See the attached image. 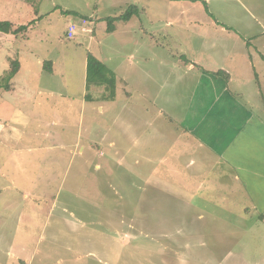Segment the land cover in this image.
I'll list each match as a JSON object with an SVG mask.
<instances>
[{
    "label": "rangeland",
    "instance_id": "obj_1",
    "mask_svg": "<svg viewBox=\"0 0 264 264\" xmlns=\"http://www.w3.org/2000/svg\"><path fill=\"white\" fill-rule=\"evenodd\" d=\"M164 1L159 11L163 21L153 24L160 28L158 38L165 49L188 50L191 46L188 35L179 30L177 38L172 26L167 25L177 9L168 6L169 0ZM225 1L219 2V8L214 1L211 9L219 13L227 11L228 2H234ZM103 2L0 0L1 20H10L15 27L22 25L19 23L37 22L29 42L19 40L13 47L11 40L15 37L7 35L4 50L0 51V77H3L12 69L13 61H18L13 53L28 43L23 55L28 68L22 76L32 73L30 85L19 88L17 101L26 111L33 112L29 125L20 127L26 137L14 146L0 145V264H264V227L248 208L232 207L233 203L234 206L240 203L239 199L247 202V195H235L237 198L229 195L226 201L227 195L212 200L204 198L205 195H192L196 199L173 195L176 185L171 176L159 182L155 175L147 185L145 179L140 180L137 163L129 165L138 159L144 176L147 157L152 156L149 166L162 157L171 160L174 152L169 149L172 146L168 142L169 128L162 135H153L158 123L146 119L150 126L141 128L140 124L133 134H126L124 115L112 117L108 112L98 115L88 111L81 116L84 99L80 96L87 89L84 63L88 62V53L106 58V53L113 50L119 63L125 51L139 46L134 42L121 44L110 34L104 38L106 19L124 14L133 2ZM137 4L141 8L142 4ZM181 4L180 9L185 11ZM65 10L77 11L80 16ZM193 10L198 23L209 15L204 0L196 1L191 6ZM98 16L103 18L100 24ZM129 27L141 28L140 16ZM28 31L17 36L27 37ZM89 35L95 39L89 41ZM139 35L138 31L136 36L141 41ZM99 40L105 44L114 40L112 48L100 45ZM195 43L192 49H200L201 41ZM186 53L181 54L190 57ZM3 57L9 60V66L3 63ZM39 58L45 61L44 69L50 66L51 59H57V73L35 70L34 62ZM107 64L115 66L108 61ZM165 73L162 72L163 77ZM164 82L165 100L179 98L175 108L180 110L189 96V87L180 89L172 87L173 80ZM94 87L87 90L86 98L91 97L88 100H93ZM51 90L53 94L49 95ZM32 93L30 102L21 98ZM63 93L77 96L76 101L70 103L62 98ZM103 93L102 90V97ZM120 95L123 99L124 93ZM93 123L96 130L88 131ZM104 132V136L117 142L116 149L130 155L127 160L116 155V161L126 162L121 167L117 162L110 166L109 159L114 155L110 150L112 155L107 152L98 158L102 166L96 169L90 154L87 160L92 164L85 175V161L79 148L88 144L96 150L100 146L92 139ZM165 164L157 174L167 172Z\"/></svg>",
    "mask_w": 264,
    "mask_h": 264
},
{
    "label": "crops",
    "instance_id": "obj_2",
    "mask_svg": "<svg viewBox=\"0 0 264 264\" xmlns=\"http://www.w3.org/2000/svg\"><path fill=\"white\" fill-rule=\"evenodd\" d=\"M129 1L137 6V3L142 4L141 8L138 6L140 12L128 21L123 20L124 24L117 21L118 24H115L112 32L107 26L104 38L110 34L121 44L134 42L139 46L125 51L119 63L115 58L118 55L113 50L106 53V58H99L106 64L107 61L115 64L107 65L116 74V97L113 100L103 99L100 92L105 91L104 87L95 86L93 100H88L86 98L88 89L83 90L80 96L84 99L81 116L88 111L98 115L108 112L112 117L124 115L128 125L125 129L126 134H133L140 124L141 128L150 126L146 119L151 123H158L153 135H162L166 128H169L168 142L172 144L169 149L174 152L173 158L170 160L162 157L155 165L149 166L148 161L153 162L152 156L147 157L144 176H141L143 167L137 162L138 159L134 163L131 161L129 165L137 163L136 170L140 172V180L145 179L148 185L150 178L155 175L158 176L159 182L171 176L173 185H176L173 186L175 191L173 195H205L204 198L211 200L225 198L224 195H227L225 201L229 200V195H234V198L235 195H247V202H242L238 198L240 203L235 206L233 203L232 207L238 208L240 205V210L248 208L250 214L257 216L260 225L264 227V0H232L234 4L228 2V10L223 13L211 9V6L215 1L216 8H219V2L227 1L204 0L209 15L199 23L195 10L191 11V6L196 5L198 0H169L168 6L172 5L177 11L167 25L172 26L177 38L181 30L188 35L191 42L190 48L183 51L165 49L158 38L160 28L153 27V24L163 21L159 11L166 1ZM98 2L104 3L103 0ZM181 3L185 11L180 9ZM98 6L100 7V4ZM137 16H140L141 28L133 30L129 24ZM97 18L100 24L103 18L99 16ZM24 23L19 24L27 25L28 22ZM34 23L27 28L26 33L29 30L27 37L0 31V40L12 35L15 37L11 40L12 46L19 40L29 42L30 34L37 22ZM120 23L122 25H119ZM138 31L141 41L136 36ZM92 38L95 39L90 36L89 41ZM3 40L0 41V51L4 50L6 44ZM196 40L201 41L198 50L192 49L196 45ZM112 41L114 40L105 44L106 42L99 40V44L112 48ZM27 45L28 43H25L13 53L18 58L20 67L10 81L9 90L0 86V145L4 147L14 146L22 137L23 139L26 137L20 127L29 125L33 116L30 115L33 113L31 109L26 111L17 101L20 96L19 88L30 85L29 78L32 74L28 72L22 76L24 69L28 68L23 58ZM183 52L190 57L181 54ZM44 62L40 58L34 62L35 70L41 73L43 71L57 73V59H51L50 66L46 69ZM3 63L6 67L9 66V60L4 57ZM84 66L86 69L87 61ZM165 71L163 77L162 72ZM169 80L174 81L171 82L172 87L180 89L189 87V96L180 110L175 108L179 98L175 100L173 97L166 100L164 98L163 81ZM9 92L16 96L13 97ZM121 92L124 93L123 99H120ZM52 94L51 90L49 95ZM250 95L254 98H250ZM32 96L33 93L23 94L21 98L30 102ZM61 96L70 103L76 101L77 97L70 93H63ZM120 100L122 103L118 104ZM93 105H98L97 109H91L90 106ZM138 120L141 123H136ZM95 130L94 123L88 127V131ZM104 135L105 132L92 139L95 140L93 143L97 142L100 146L96 150L92 145L88 146L87 142L79 148V155L85 161V175L92 162L96 169H100L102 165L98 158L104 157L110 150L114 153V155L110 153L112 155L109 159L110 166L117 162L121 167L126 162L119 159L116 161V155L126 160L130 155L116 149L117 142ZM148 148L146 146V150ZM90 154L93 158L91 163L87 160ZM164 164L167 172L157 174L158 169ZM192 197L196 199L195 196ZM225 206L229 208V203ZM240 213L242 214L241 211Z\"/></svg>",
    "mask_w": 264,
    "mask_h": 264
},
{
    "label": "trees",
    "instance_id": "obj_3",
    "mask_svg": "<svg viewBox=\"0 0 264 264\" xmlns=\"http://www.w3.org/2000/svg\"><path fill=\"white\" fill-rule=\"evenodd\" d=\"M65 13H73L80 16V13L73 10H65ZM140 9L137 5H132L129 9L122 15L116 17H108V30L112 32L115 29L114 22L119 20L128 21L134 15L138 14ZM35 21H31L27 25H20L14 28V24L10 20L0 19V31L5 33H15L18 34L21 31L27 30L29 25L33 24ZM20 67L19 61H13L12 69L3 77H0V86L8 89L10 87V81L18 72ZM5 82V83H3ZM92 86L104 87L105 91L103 93V99L113 100L116 96V74L115 72L103 61L97 58L92 52L88 53L87 62V89L90 90ZM88 99L91 97L88 95Z\"/></svg>",
    "mask_w": 264,
    "mask_h": 264
}]
</instances>
